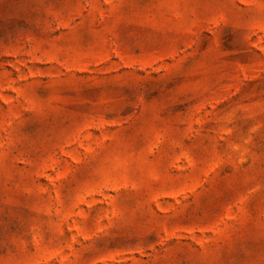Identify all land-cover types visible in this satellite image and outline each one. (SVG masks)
I'll return each instance as SVG.
<instances>
[{
	"label": "rangeland",
	"instance_id": "rangeland-1",
	"mask_svg": "<svg viewBox=\"0 0 264 264\" xmlns=\"http://www.w3.org/2000/svg\"><path fill=\"white\" fill-rule=\"evenodd\" d=\"M0 264H264V0H0Z\"/></svg>",
	"mask_w": 264,
	"mask_h": 264
}]
</instances>
